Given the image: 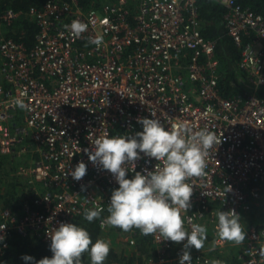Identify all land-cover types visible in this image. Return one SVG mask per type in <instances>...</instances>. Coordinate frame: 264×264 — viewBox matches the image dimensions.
Masks as SVG:
<instances>
[{
  "label": "built area",
  "instance_id": "obj_1",
  "mask_svg": "<svg viewBox=\"0 0 264 264\" xmlns=\"http://www.w3.org/2000/svg\"><path fill=\"white\" fill-rule=\"evenodd\" d=\"M197 1L138 0L132 11L127 0L87 9L78 0H43L24 12L0 14V79L7 85L0 84V154L17 158L31 150L33 162L17 172L43 189L35 191V208L26 207L19 220L10 209L0 212V254L13 232L39 235L49 246V235L60 223H72L86 209L106 213L118 184L89 161L85 149L91 152L101 135L142 131L139 118L158 119L165 130L185 122L222 135L207 158L205 175L187 181L193 186L192 207L182 212L189 231L192 223L206 225L210 250L228 243L216 233L217 211L234 209L241 215L258 205L264 195V98L255 91L232 99L220 95L215 42L200 32ZM216 1L226 8L224 25L240 48V68L254 85L264 84L263 17L235 0ZM22 14L37 25L29 46L1 35V26ZM74 20L88 26L79 38L66 27ZM98 35L104 37L99 47L89 43ZM16 99L28 109L15 106ZM140 156L135 171L142 174L161 163ZM79 162L87 165V173L76 181L67 173ZM225 184L232 192L224 199ZM106 217L98 220L102 230L109 227H101ZM136 231L125 236L129 244ZM245 233L242 264H264V225L250 222ZM151 237L158 244L151 263L178 264L184 242ZM190 251L192 264H208L204 251Z\"/></svg>",
  "mask_w": 264,
  "mask_h": 264
},
{
  "label": "clouds",
  "instance_id": "obj_2",
  "mask_svg": "<svg viewBox=\"0 0 264 264\" xmlns=\"http://www.w3.org/2000/svg\"><path fill=\"white\" fill-rule=\"evenodd\" d=\"M66 27L79 38L88 26L74 20ZM103 42V35L89 40L97 47ZM13 103L20 109H28L23 99H16ZM137 122L142 131L135 135H101L93 141L91 152L85 149L89 161L111 173L118 184L111 191L108 215L101 220V227L119 228L126 233L124 237L135 228L140 231L135 234H158L164 241L184 242L178 264H192L190 250L202 249L207 237H211L207 235L206 225L192 223L190 231L185 227L182 212L192 207L193 195V186L187 181L205 175L207 158L222 143V135L218 136L207 128L195 130L185 122L171 124L167 130L158 119L139 118ZM140 153L161 163H157L152 171L137 172L135 161L141 159ZM130 172L133 173L132 178H126ZM86 173L87 165L79 162L67 174L79 181ZM225 185L224 199L232 192L231 185ZM103 211V208L86 209L84 219L91 223L100 219ZM215 215V229L221 240L237 244L245 240L244 225L234 209L219 210ZM49 237L50 258L36 261L30 255H23L22 261L25 264H83L82 254L87 253L90 264H104L110 252L107 241L96 239L93 242L90 233L75 223H60ZM3 239L0 236V242ZM209 243L212 247V238Z\"/></svg>",
  "mask_w": 264,
  "mask_h": 264
},
{
  "label": "trees",
  "instance_id": "obj_3",
  "mask_svg": "<svg viewBox=\"0 0 264 264\" xmlns=\"http://www.w3.org/2000/svg\"><path fill=\"white\" fill-rule=\"evenodd\" d=\"M114 1L116 0H78V3L82 8L87 9L89 7L98 8L104 3ZM235 1L241 6L261 15L264 19V0ZM42 2L43 0H0V14L7 9L24 12L29 6H40ZM127 2L133 11L138 0H127ZM225 12L226 8L216 0L197 1L200 32L205 39L215 42V56L219 60L218 91L222 97L227 99L236 98L252 91H255L259 97L264 98V84L254 85L250 81L248 74L240 68V48L233 43L232 38L226 33L224 25ZM36 30L37 25L35 22L22 14L10 25H2L1 35L18 42H23L25 45L29 46L34 41ZM252 38L253 36L249 39L244 38V43L250 42ZM261 44L264 48V40L261 41ZM15 159L16 158L9 155L0 154V192L3 190L0 193V212L3 209H10L17 220H19L26 207L30 209L35 208L33 204L35 191H41L43 189L37 183L38 187L36 189L35 187L32 188L30 185L26 186L25 181L23 182L24 186L19 182V179L23 180L24 176L20 175L22 178H19L17 164H19L20 161L18 159L15 161ZM104 214L108 215L107 211L101 214V217ZM248 215L251 221L247 219ZM242 218L245 222L261 223L264 225V204L261 207H254L253 211L251 209L250 211L242 213ZM98 220L99 219H96L90 223L84 219V214H80L75 217L72 223L85 228L90 233L93 242L96 239H103V235L106 237L110 236L111 239H114L116 236L126 235L124 231L115 227L109 226L108 230H102ZM208 234L209 230L207 231V235ZM130 236L134 238L135 241L131 251H128L126 247H119L116 249L109 244L110 252L104 264H149V259L156 258L158 254V244L154 242L151 235L145 236L140 233L133 234L131 232ZM209 240H211V238L207 237L205 246L200 250L212 256L213 252L217 250H210ZM124 243L127 244L128 242L126 241ZM175 249L176 248L172 247L170 251L173 256L176 254ZM23 255H30L34 257L36 261H39L44 257L50 258L52 253L41 236L32 235L30 233L26 234V236H22L18 232H13L10 237H8V247L0 254V264H25L21 259ZM81 259L83 264H90L87 253L82 254Z\"/></svg>",
  "mask_w": 264,
  "mask_h": 264
},
{
  "label": "crops",
  "instance_id": "obj_4",
  "mask_svg": "<svg viewBox=\"0 0 264 264\" xmlns=\"http://www.w3.org/2000/svg\"><path fill=\"white\" fill-rule=\"evenodd\" d=\"M0 84L3 86H7L1 79ZM103 240L107 241L113 248L117 249L119 247H122V245H119L116 239H111V237L107 240V237L103 235ZM114 241L117 242L116 245ZM241 247V243H227L225 246L219 248L216 252H213V257L208 253L210 255L208 264H242L239 258V252Z\"/></svg>",
  "mask_w": 264,
  "mask_h": 264
},
{
  "label": "rangeland",
  "instance_id": "obj_5",
  "mask_svg": "<svg viewBox=\"0 0 264 264\" xmlns=\"http://www.w3.org/2000/svg\"><path fill=\"white\" fill-rule=\"evenodd\" d=\"M26 144L29 145V146H31V141H30V140H27ZM31 154H33V153L31 152V150H29L28 152H26V153H24V154L22 153V154L16 155V157H17L16 159H18V160L20 161V163L17 164V165H18V166H17V169H18V167H19L20 165H24V164L28 165V164H30V163L33 162L34 159L30 157ZM16 159H15V161H16ZM10 163H11V162H10ZM20 175H21V174H19V178H22V177H20ZM24 179H26V180H24ZM24 181H25L26 186H29V185H30L32 188L35 187V188L37 189L38 185H37L35 182L31 181V179H30L29 177L24 176V177H23V180H22V179H19V182H21L23 186H24V183H23ZM2 191H3V190H2ZM2 191H1V192H2ZM38 191H39V190H38ZM1 192H0V193H1ZM262 198H264V195H263ZM262 198L258 201V205H256V206H258V207L263 206V204H264V202H263L264 199H262ZM256 206H253V207H252V211L254 210V207H256ZM250 214H251V213H250ZM240 217H241V222H242V224L244 225V228L246 229V227H247L246 223H248V221L245 222V221L243 220V218H242V214L240 215ZM249 217H250V216L248 215V218H247V219H249V220L251 221V219H250ZM108 238H109V237H107V240H108ZM114 239H116V241L119 243V245H122V247H126L128 251H131V249H132V245L129 244V243H127V244L124 243V242H126L124 236H116ZM123 241H124V242H123ZM229 242H230V241H229ZM114 243L116 244L115 241H114ZM230 243H232V242H230ZM151 260H152V259H149L148 263H151ZM151 264H152V263H151Z\"/></svg>",
  "mask_w": 264,
  "mask_h": 264
},
{
  "label": "water",
  "instance_id": "obj_6",
  "mask_svg": "<svg viewBox=\"0 0 264 264\" xmlns=\"http://www.w3.org/2000/svg\"><path fill=\"white\" fill-rule=\"evenodd\" d=\"M250 224V222L246 223V225Z\"/></svg>",
  "mask_w": 264,
  "mask_h": 264
},
{
  "label": "bare ground",
  "instance_id": "obj_7",
  "mask_svg": "<svg viewBox=\"0 0 264 264\" xmlns=\"http://www.w3.org/2000/svg\"><path fill=\"white\" fill-rule=\"evenodd\" d=\"M217 250V249H216Z\"/></svg>",
  "mask_w": 264,
  "mask_h": 264
}]
</instances>
